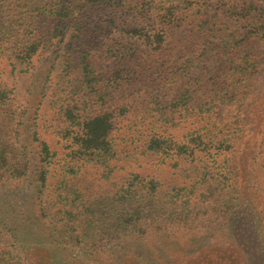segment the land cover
Returning a JSON list of instances; mask_svg holds the SVG:
<instances>
[{"label": "trees", "instance_id": "1", "mask_svg": "<svg viewBox=\"0 0 264 264\" xmlns=\"http://www.w3.org/2000/svg\"><path fill=\"white\" fill-rule=\"evenodd\" d=\"M90 250L264 264V0H0V264Z\"/></svg>", "mask_w": 264, "mask_h": 264}, {"label": "rangeland", "instance_id": "2", "mask_svg": "<svg viewBox=\"0 0 264 264\" xmlns=\"http://www.w3.org/2000/svg\"><path fill=\"white\" fill-rule=\"evenodd\" d=\"M16 88L18 89L19 94H25V90L27 89L26 80L25 79H21V78L19 80H17L16 81ZM21 192L20 193L22 194V196L20 195V197H18V202H19L20 205L22 203V205L24 207L23 210H26L27 206H28V203H29L28 199L30 198V196H29L30 193H29L28 189H25V190H23ZM1 240H2L4 245L8 246L7 247L8 249H13L12 247L17 244L15 242V239H13L10 234H7ZM105 244H107V243H104L101 246H103ZM128 244H131V242H129ZM108 247H111V244H109ZM84 251L85 250H83V254H84ZM93 253H96V251L90 250V252H87V256H88V258H90V261H88L87 264H112L113 263V261H111V259L113 257H109V256L105 255L101 259H96L94 257V255H93Z\"/></svg>", "mask_w": 264, "mask_h": 264}]
</instances>
